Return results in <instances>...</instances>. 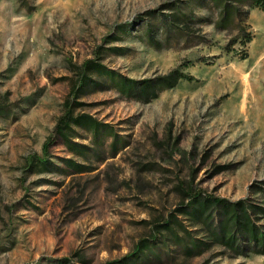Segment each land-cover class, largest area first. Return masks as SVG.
<instances>
[{"label":"rangeland","instance_id":"obj_1","mask_svg":"<svg viewBox=\"0 0 264 264\" xmlns=\"http://www.w3.org/2000/svg\"><path fill=\"white\" fill-rule=\"evenodd\" d=\"M217 14L193 0H0V264H264L214 242L220 209L189 208L195 194L243 201L264 231V14L250 11L246 48ZM174 69L194 81L149 103L122 90L119 76ZM66 107L98 127L71 123L70 148L55 132Z\"/></svg>","mask_w":264,"mask_h":264},{"label":"trees","instance_id":"obj_2","mask_svg":"<svg viewBox=\"0 0 264 264\" xmlns=\"http://www.w3.org/2000/svg\"><path fill=\"white\" fill-rule=\"evenodd\" d=\"M26 3V0H21ZM194 2L209 4L210 8L215 9L217 19L214 22V26L219 31H237L239 34L238 41L242 48L251 43L253 39L252 33L249 31L250 27L247 24L250 11L252 9H258L264 14V0H193ZM177 16H171L174 21H181ZM171 19V21H173ZM248 58V53L243 50L238 59L243 61ZM82 73L79 82H83L85 79V71H92L89 63H85L82 67ZM109 74H113L109 72ZM122 79V90L127 96H131L137 101L142 103H149L156 99L163 91L174 88L180 81L192 82L194 78L190 75L184 74L179 69H174L166 75L159 76L153 79H144L140 81L130 80L125 77ZM83 79V80H82ZM84 83V82H83ZM76 123L78 125H87L94 128L97 131V123L87 116H78L74 118L71 108H65L64 115L59 119L55 126V132L59 135L66 145L70 148L71 129L70 124ZM48 143L43 146L46 150ZM114 146V144H113ZM73 149V148H71ZM38 162L42 163L37 159ZM198 206V208H196ZM207 207H215L222 211L220 220L213 228V223L208 226V231L211 234L215 243L225 246L230 250L240 253L241 255H247V251L244 252V248L250 249L254 254L264 255V231L256 226L251 220L250 209L251 206H247L243 201L235 203H228L222 199L216 198H203L199 194H195L191 197V206L193 216L201 214V210ZM207 220L210 219V215L207 216ZM169 230V228H167ZM193 248L197 250L198 244L193 242ZM140 246H136L134 252L129 255H138ZM122 262H114V264H121Z\"/></svg>","mask_w":264,"mask_h":264},{"label":"crops","instance_id":"obj_3","mask_svg":"<svg viewBox=\"0 0 264 264\" xmlns=\"http://www.w3.org/2000/svg\"><path fill=\"white\" fill-rule=\"evenodd\" d=\"M250 16V15H249Z\"/></svg>","mask_w":264,"mask_h":264}]
</instances>
